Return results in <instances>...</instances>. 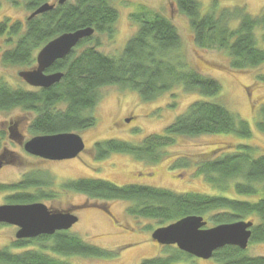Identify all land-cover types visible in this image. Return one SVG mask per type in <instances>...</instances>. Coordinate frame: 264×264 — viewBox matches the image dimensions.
Returning <instances> with one entry per match:
<instances>
[{
    "label": "trees",
    "instance_id": "1",
    "mask_svg": "<svg viewBox=\"0 0 264 264\" xmlns=\"http://www.w3.org/2000/svg\"><path fill=\"white\" fill-rule=\"evenodd\" d=\"M5 1L19 5V0ZM24 1L25 8L33 14L52 0ZM114 1L67 0L62 5L56 2L53 10L29 17L24 24L18 21L10 24V20L0 23V36L6 34L11 45V49L3 53L2 63L27 68L35 63L37 51L62 34L86 28L95 30L92 37L82 41L69 56L48 70L50 74H64L55 86L38 92L14 90L0 79V111L15 108L32 111L37 115L32 131L54 135L94 128L98 123L96 108L102 98L100 91L104 88L116 87L136 93L143 102H153L161 95L173 93L177 87L198 94L200 98L221 95L217 80L205 76L187 62L182 38L172 21L145 7L132 15L137 31L127 41L123 52L119 56L100 52L97 48L100 40L96 36L113 39L117 33L120 12ZM175 1L178 10L189 19L197 49L224 51L234 70L247 71L264 66V12L252 16L246 5L221 8L219 0H212L211 8L203 13L204 5L199 0ZM93 41L94 46L77 52ZM260 80L264 82V74L260 75ZM177 96L171 95L170 108H176ZM262 113L264 116V110ZM262 119L256 123V128L264 133V117ZM253 130L248 122L224 106L198 100L164 128L161 135H150L138 145L119 140L99 142L94 150L99 160L117 153L155 163L163 159V148L175 146L178 137L233 135L249 141L253 138ZM189 165H179V168ZM198 174L221 194H176L162 188L117 186L92 179L71 181L64 188L84 194L95 202L126 201L130 203L128 212L131 215L156 221L158 228L188 216H202L208 219L211 227L255 218L258 224L249 221L254 224L251 244L264 243V193L258 188L259 184H264V155H257L248 143L238 144L234 151L202 162ZM37 187H40L39 182L27 177L13 187L0 186V190L29 191ZM41 199V196L21 193L13 201L28 204ZM36 242H42L39 250H26ZM11 247L0 250V264H69L59 257H114L112 252L69 233L19 240ZM13 249L19 252L14 253ZM166 251V256L144 260L141 264H177L193 259L174 246L166 247ZM213 259L219 264H264V257L247 256L245 251L233 246L218 250Z\"/></svg>",
    "mask_w": 264,
    "mask_h": 264
},
{
    "label": "rangeland",
    "instance_id": "2",
    "mask_svg": "<svg viewBox=\"0 0 264 264\" xmlns=\"http://www.w3.org/2000/svg\"><path fill=\"white\" fill-rule=\"evenodd\" d=\"M59 0H52L55 5ZM71 1V0H70ZM203 13L208 12L212 0H199ZM19 5H14L5 0H0V23L10 24L16 21L24 24L31 17V12L25 8V1L19 0ZM220 7L247 6L252 16H259L264 12V0H219ZM115 7L120 12L115 38L96 36L100 40L98 50L109 56H119L127 41L137 31V25L132 20L133 13L145 7L169 18L177 28L183 42V51L187 62L202 72L205 76L214 78L221 85V95L217 97L200 98L198 94L188 93L183 87H177L173 93L161 95L153 102H143L138 94L130 91H121L116 87L104 88L100 91L101 101L96 108L98 123L94 128L77 131L85 141L87 151L78 159L62 161L47 165L40 163L24 150L9 141L8 135L0 139V154L3 147L15 152L21 159L14 165L0 172V186L13 187L30 176L42 183L40 188L29 190L28 194L41 196V203L53 209H69L71 206H82L97 203L103 205L105 210L85 206L77 211L78 223L69 230L70 234L77 235L87 243L100 249L113 253L112 258H95L85 256L59 257L69 264H141L142 261L156 257L166 256V247L156 245L151 238L158 223L153 220L139 218L128 212L130 203L126 201H110L109 203L95 202L86 195L74 191H64L61 184L79 179L103 180L117 186L138 185L152 188H162L176 194H206L219 195L220 191L207 184L202 175L198 174L199 165L209 159H215L221 154L234 151L238 144L251 145L257 155H264V133L256 128V123L263 121L264 110V82L260 75L264 74V66L247 71H238L231 68V59L224 51H201L194 46L193 31L189 19L177 8L175 0H115ZM260 40V38H259ZM17 41V40H16ZM94 46V41L86 43L77 50L82 52L86 47ZM11 49L7 35L0 36V79L4 80L12 89L35 91L29 87L18 74L24 70L37 67L34 64L27 68L21 66L4 65L2 55ZM76 49V48H75ZM172 94H177L176 108H170ZM174 99V100H175ZM208 101L218 103L234 114H238L254 129L253 138L249 141L242 140L233 135H201L197 137H178L175 146L163 148L165 153L160 162L149 160L142 162L135 160L127 154H112L106 160H99L94 150L96 143L119 140L131 144H140L150 135L163 134L164 128L183 114L187 107L194 101ZM11 112H0V125L11 119L20 122V130L28 139L34 137L30 130L33 118L20 108ZM131 117V118H129ZM131 119V121H129ZM9 126V123H7ZM1 127V126H0ZM5 132V131H2ZM8 134V129H7ZM86 150V149H85ZM190 163L188 167H180ZM178 164V165H177ZM178 167L174 170L173 168ZM37 172H40L38 175ZM143 172L142 175L133 177V174ZM153 173L154 175H146ZM30 175V176H29ZM35 175H38L37 177ZM180 175V176H178ZM31 178V179H32ZM53 178V185L50 184ZM258 188L264 193V184ZM16 190L1 191L0 203H4L8 196L17 195ZM49 199H46L45 197ZM108 202V201H106ZM208 223V219L205 218ZM244 222L253 221L255 218H246ZM206 228H213L207 225ZM18 228L9 225H0V250L11 247L17 242ZM41 237V236H40ZM53 237V236H50ZM36 238L34 240H37ZM42 242H36L26 250H39ZM45 244V243H44ZM49 245L50 243L47 242ZM12 249V247H11ZM19 252V250H11ZM245 254L250 257H264V243L249 244ZM177 264H219L215 259H189L181 260Z\"/></svg>",
    "mask_w": 264,
    "mask_h": 264
},
{
    "label": "water",
    "instance_id": "3",
    "mask_svg": "<svg viewBox=\"0 0 264 264\" xmlns=\"http://www.w3.org/2000/svg\"><path fill=\"white\" fill-rule=\"evenodd\" d=\"M67 0H59L62 5ZM56 5L46 4L32 14L31 18L49 12ZM95 30L81 29L65 33L46 44L38 53L37 67L21 71L18 76L33 88L48 89L60 83L61 72L47 74L53 65L67 56L85 39L92 37ZM27 153L52 161L72 160L85 151V142L77 133H61L36 137L25 145ZM72 213L53 211L45 204L0 206V224L19 229L18 240L53 236L57 232L69 231L78 223ZM253 222H236L206 228L202 216H188L166 227L156 229L151 238L161 246H175L191 257L210 260L215 252L227 246L246 251L252 239Z\"/></svg>",
    "mask_w": 264,
    "mask_h": 264
},
{
    "label": "flooded vegetation",
    "instance_id": "4",
    "mask_svg": "<svg viewBox=\"0 0 264 264\" xmlns=\"http://www.w3.org/2000/svg\"><path fill=\"white\" fill-rule=\"evenodd\" d=\"M47 74H50L47 72ZM29 86V85H28ZM31 87V86H29ZM33 88V87H31ZM33 89H37L35 90L34 92H38L39 90H42L43 88H33ZM11 111H14V110H6V111H0V112H11ZM25 113H28L30 114V116H32L33 118L31 119V122H30V130L32 132V134L34 135V137H31L30 139H28L26 137V135L23 133V131L21 132L20 130V122L17 121V120H14V119H11L9 120L8 122L6 123H3L2 125H0V139H2V141L5 139V135H8L9 137V141L13 144V145H17L21 150H24L25 154L27 156H30L32 157L33 159L35 158V160L37 162H40V163H47V165H50V164H55V163H62V161H52V160H47V159H44L42 157H38V156H33L29 153H27L26 149H25V145L27 142L31 141L32 139L36 138V137H41V136H46V135H50V134H43V133H39V132H34L32 131V125H33V121L35 119V117L37 116L36 113L32 112V111H25ZM129 121H131V119H129ZM7 123H9V126L7 125ZM7 129H8V134H7ZM2 131H5V132H2ZM70 133H74V132H70ZM61 134V133H59ZM53 135V134H52ZM56 135V134H54ZM83 139V138H82ZM84 141V139H83ZM85 142V141H84ZM1 147V145H0ZM85 152L87 151V146H86V143H85ZM82 154V153H81ZM80 154V155H81ZM79 155V157H80ZM78 157V158H79ZM76 158V159H78ZM20 157L15 153V152H12V151H9L8 148L5 146L3 147V151L2 153L0 154V172H2L3 170H5L6 168L14 165V163L17 161L19 162L20 161ZM73 160V159H72ZM64 161H67V160H64ZM69 161V160H68ZM37 174L39 175L40 172H37ZM143 173L142 172H139L138 174H133L132 175V178L133 177H137L138 175H142ZM38 175H35L36 177ZM146 175H154L153 173H146ZM30 176V175H29ZM180 176V175H178ZM39 177V176H38ZM29 178H32L31 176ZM26 179V177H25ZM34 179V178H33ZM36 181L39 182V185L41 187L42 183H40V181L38 179H35ZM54 180L53 178H51V182L50 184L53 185V181ZM79 180H83V179H79ZM23 182V181H22ZM71 182V181H70ZM68 182L66 183H63L60 185L61 188L64 187V185H66ZM63 186V187H62ZM40 187H37V188H40ZM64 189V188H63ZM64 191H68L67 189H64ZM19 192H23L25 194H28V191H19ZM21 194V193H19ZM16 195H13V196H8L7 197V200L6 202L4 203H0V206H4V205H29V204H36V203H41L39 200L35 201V202H32V203H28V204H24V203H17L15 201H13L14 197ZM46 199H49L47 196L45 197ZM42 200V199H41ZM97 202H102V203H105L106 201H97ZM43 204V203H42ZM85 206H91L92 208H100V209H103L105 210V207L103 205H99L97 203H94V204H90V205H82V206H71L69 209H63V210H59V209H53L51 207H48L50 208L51 210L53 211H59V212H68V213H72L74 215H76L77 211H79L80 209H84ZM79 219V218H78ZM79 221V220H78ZM75 226V225H74ZM73 226V227H74ZM72 229V228H71ZM57 233H69V231H61V232H57ZM70 234V233H69ZM27 241H30V240H27ZM155 243V242H154ZM156 245H158L157 243H155Z\"/></svg>",
    "mask_w": 264,
    "mask_h": 264
}]
</instances>
